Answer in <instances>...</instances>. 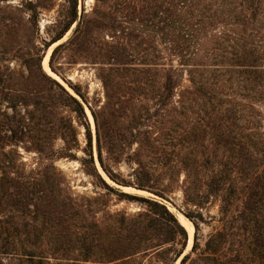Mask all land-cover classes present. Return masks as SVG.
<instances>
[{"label":"trees","instance_id":"trees-1","mask_svg":"<svg viewBox=\"0 0 264 264\" xmlns=\"http://www.w3.org/2000/svg\"><path fill=\"white\" fill-rule=\"evenodd\" d=\"M262 2L95 0L92 9L87 11L83 5L79 7V0H65L55 29L51 30L48 40H44L45 46L49 47L61 39L75 24L67 43L71 44L77 56L102 65L100 78L106 92L111 88L119 95L121 92L140 95L151 92L161 105L169 95L182 87L180 91L188 89L201 95L205 126L215 133L213 144L228 152V155L220 157L205 153H201L199 158L191 153L176 157L188 178L183 186L184 202L188 207L183 214L194 226L189 252L182 255L187 245L188 231L165 204L122 191L118 192L120 196L145 201L149 209L138 215L143 219L140 231L136 227L130 230H105V245L110 252L116 251L119 257H126L149 248L160 256L174 251L175 259L181 256L179 264H264V131H256L261 122L257 106L264 100V91L252 88L247 94H238L225 90V82L230 77L228 74L233 73L230 70L233 65L239 69L238 76L247 82L259 84L264 78L259 63L261 54L256 39L253 40L258 33L253 27L263 17ZM52 5L50 0H20V6L15 9L29 13L27 23L35 25L38 9H48ZM2 18V28L14 30V18L9 15ZM250 36L252 40H249ZM63 44L56 45L49 58L50 68L57 73L53 58ZM40 60L37 58L36 64L41 74L64 93L76 113L84 116L79 100L42 70ZM183 74H186L188 81L185 86L181 83ZM0 87L15 92L22 90L21 81L7 76L1 67ZM73 90L84 98L77 87H73ZM246 101L249 102L248 121L251 127L247 138L241 142L227 125L246 116L243 114ZM3 127L4 124L0 122L1 148L5 142V136L1 134ZM182 143L183 139L178 140L176 146L181 147ZM193 143L206 148L203 142L191 140L190 144ZM87 144L91 147L90 132L87 134ZM169 146L163 140L150 145L165 160L170 159L165 150ZM89 155V162L94 164L91 150ZM6 157V153L0 150V169L9 166ZM102 167L109 178L121 185L153 190L151 173L141 162L137 170L144 176L135 182L118 179ZM196 169L207 171L199 180L203 191L189 179ZM96 174L106 188L114 190L98 172ZM61 184L62 180L57 174L54 176L43 172L36 176L8 177L5 171V175L0 177V199H4L10 208L18 207L21 214L31 216L33 220L40 218L45 224L42 228L51 224L60 238L74 235L79 239V234L72 228L74 218L80 213L78 203L70 194L63 193ZM153 192L162 196L157 193L159 191ZM210 196L219 201L218 225L211 228L201 246L198 237L200 225L208 221L199 209ZM26 223L21 225H30ZM147 239H152L154 244L140 249L143 240ZM167 243L171 246L179 244L181 249L176 251L170 246L161 250V246ZM17 255L20 264H44L42 255L30 249Z\"/></svg>","mask_w":264,"mask_h":264},{"label":"rangeland","instance_id":"rangeland-1","mask_svg":"<svg viewBox=\"0 0 264 264\" xmlns=\"http://www.w3.org/2000/svg\"><path fill=\"white\" fill-rule=\"evenodd\" d=\"M50 2L52 7L38 9L35 25L27 23L29 13L15 9L20 6V0L0 2L3 10L0 18L6 15L14 18V30L7 31L0 25L1 71L17 82L21 81L22 88L15 92L0 87V122L4 124L1 134L5 136L0 150L6 153L5 159H9V166L0 169V177L5 171L8 177H29L43 172L57 174L62 180L63 193L70 194L78 203L80 213L74 218L72 228L79 234V239L74 235L60 238L51 224L42 228L45 224L40 218L33 220L31 216L21 214L18 207L10 208L4 199H0V264H20L17 253L28 249L42 255L44 264H179L181 256L175 259L174 251L160 256L149 248L145 252L119 257L118 252H110L105 245L104 234L107 229L118 228L130 230L136 227L140 231L143 219L138 215L149 209L147 202L120 196L119 191L155 199L178 217L188 207L183 195L188 178L176 157L188 153L198 158L201 153L218 157L228 155L226 150L213 144L215 133L205 126L202 96L188 89L180 91L182 87L161 105L151 92L141 95L121 92L124 97L118 92L115 94L112 88L106 92L100 78L102 65L77 56L67 43L75 24L56 44L45 46L44 40L47 41L51 30L55 29L65 0ZM94 4L95 0H79V7L83 5L87 11ZM261 11L263 17L253 27L258 30L253 40L257 41L262 58L260 69L264 71V0ZM61 43L63 46L53 58L59 75L50 68L49 58L52 49ZM37 58L41 59L42 70L79 100L84 116L76 113L64 93L41 74ZM230 70L233 73L228 74L230 77L225 82L228 92L247 94L252 88L264 91V78L255 84L238 76V67L233 65ZM181 83L188 84L186 74L182 75ZM73 87H77L84 98ZM245 103L243 114L246 116L227 125L241 142L245 141L251 127L249 102ZM257 109L261 128L256 131L260 133L264 131V100ZM89 132L91 147L87 144ZM182 139V146H176ZM161 140L170 145L165 149L170 159L165 160L160 152L155 153L150 147ZM191 140L205 143L206 148L190 144ZM90 150L94 164L89 162ZM139 162L151 173L152 191L121 185L109 178L102 167L118 179L135 182L144 176L138 173ZM95 171L114 190L106 188ZM206 172L193 170L189 179L199 185L200 176ZM199 187L200 191L204 190ZM153 191H159L157 193L162 196ZM218 207V199L210 196L199 209L208 221L200 225L201 246L211 228L218 225ZM23 222L30 225L23 227ZM193 235L192 224L191 239L187 236L182 255L190 251ZM153 244L152 239L143 240L140 249ZM171 245L164 244L160 249L165 250ZM171 248L181 249L179 244Z\"/></svg>","mask_w":264,"mask_h":264},{"label":"bare ground","instance_id":"bare-ground-1","mask_svg":"<svg viewBox=\"0 0 264 264\" xmlns=\"http://www.w3.org/2000/svg\"><path fill=\"white\" fill-rule=\"evenodd\" d=\"M178 220L187 229L189 233V239H191L192 224L182 215L178 216Z\"/></svg>","mask_w":264,"mask_h":264},{"label":"water","instance_id":"water-1","mask_svg":"<svg viewBox=\"0 0 264 264\" xmlns=\"http://www.w3.org/2000/svg\"><path fill=\"white\" fill-rule=\"evenodd\" d=\"M59 41V40H58ZM58 41L54 42L52 45L56 44ZM181 213V212H180ZM182 214V213H181ZM183 215V214H182ZM184 216V215H183ZM185 217V216H184ZM186 218V217H185Z\"/></svg>","mask_w":264,"mask_h":264}]
</instances>
